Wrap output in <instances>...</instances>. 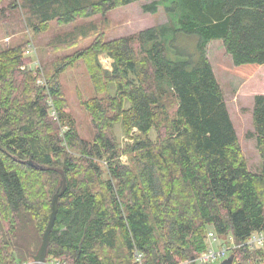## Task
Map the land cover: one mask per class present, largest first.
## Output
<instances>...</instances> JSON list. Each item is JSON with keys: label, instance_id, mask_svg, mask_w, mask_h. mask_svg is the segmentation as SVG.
Instances as JSON below:
<instances>
[{"label": "trees", "instance_id": "obj_1", "mask_svg": "<svg viewBox=\"0 0 264 264\" xmlns=\"http://www.w3.org/2000/svg\"><path fill=\"white\" fill-rule=\"evenodd\" d=\"M140 1H150L146 13L162 7L167 23L114 39L98 30L87 39L96 27L75 25ZM3 2L0 22L17 15L19 32L74 26L47 44L72 51L48 62L26 55L21 39L0 49V264L37 253L60 173L45 264H187L208 231L236 244L264 231V95L251 109L261 160L252 171L206 55L220 41L234 67L263 65L264 0ZM78 62L95 93L81 101L91 140L79 135L60 83ZM116 124L132 140L122 149ZM252 249L233 251V262L263 263L264 251Z\"/></svg>", "mask_w": 264, "mask_h": 264}, {"label": "rangeland", "instance_id": "obj_2", "mask_svg": "<svg viewBox=\"0 0 264 264\" xmlns=\"http://www.w3.org/2000/svg\"><path fill=\"white\" fill-rule=\"evenodd\" d=\"M8 1L9 0H4L3 5L8 4ZM149 3L150 1H140L113 10L107 14L106 21H103L99 16H95L79 22L78 24L76 23L75 25L79 28L85 27V29L91 28L92 26L96 27V30L89 33L87 39L93 38L97 30L98 32L104 33L107 39H114L133 35L139 31L157 25L166 24L168 19L162 7L158 8V11L154 14L143 11L142 7ZM17 14L20 16L19 13ZM13 16L17 18V15L11 13L7 18L0 22V49L6 48L13 42L21 39L30 44V46L28 44L24 47L26 55L33 56L34 54L33 58L37 56V59H43L47 62L61 54H66L72 51V49H60L54 51L52 48H48L47 44L55 35H63L74 25L59 28L54 24H51L50 30L44 34L34 36L25 29L19 32L15 26L17 20H15ZM3 22H8L9 25L6 26ZM85 40L84 38H77L78 44L81 45ZM206 55L212 66L214 75L223 91L227 110L238 136L240 147L247 161V165L252 171L257 170L261 165V160L256 150L255 137H253L254 129L251 109L254 96L260 94L264 95V74L259 75L260 73L255 71L259 66L251 70L247 67H234L231 57L226 54L220 41L210 42L206 47ZM98 60L103 69H111V59L105 53L99 54ZM28 65L35 66V60L32 59ZM23 69L24 68L21 67V70ZM252 74H257L260 77L256 80L258 76ZM249 78L251 80H248ZM60 83L67 101V112H69L75 120L79 135L86 140H91L93 131L90 125V119L82 110L81 101L91 98L95 93L83 65L78 62L73 68L63 73L60 76ZM113 90L114 88L112 86L111 94L113 93ZM48 103L51 107L50 101ZM49 114L51 115V112ZM113 133L120 149L126 144L132 143V140L123 134L120 124L115 125ZM154 136L155 135L152 134L151 138L154 139ZM127 158V155H121V161L125 164H127ZM102 165L105 167L104 163H102ZM254 250L264 251V247H256L252 249V251ZM229 255H232V253ZM250 261L253 262L255 260ZM27 262L33 264L32 260Z\"/></svg>", "mask_w": 264, "mask_h": 264}, {"label": "built area", "instance_id": "obj_3", "mask_svg": "<svg viewBox=\"0 0 264 264\" xmlns=\"http://www.w3.org/2000/svg\"><path fill=\"white\" fill-rule=\"evenodd\" d=\"M37 62L35 61V66ZM41 83V81H39ZM51 115L56 118L54 110H51ZM206 248L195 259V264H217L228 257L234 250L244 247L263 248L264 247V231L252 233L242 243L236 244L233 237L228 235L225 239H221L214 232L208 231L205 236ZM141 255L134 253V260L140 262ZM264 263V262H263ZM17 264H32L31 262H22ZM49 264H59L51 262ZM260 264V263H258Z\"/></svg>", "mask_w": 264, "mask_h": 264}, {"label": "water", "instance_id": "obj_4", "mask_svg": "<svg viewBox=\"0 0 264 264\" xmlns=\"http://www.w3.org/2000/svg\"><path fill=\"white\" fill-rule=\"evenodd\" d=\"M60 174H61L60 185L51 198V212L49 215L47 226L41 238V244L38 248L37 253L32 258L33 264H45L46 252H47V248L49 244V236H50V232H51L53 222L56 216V212L58 209V199L65 190V178L62 173ZM188 264H195L193 257L190 259V262ZM220 264H242V263H234L233 255H229ZM260 264H264V263H260Z\"/></svg>", "mask_w": 264, "mask_h": 264}, {"label": "crops", "instance_id": "obj_5", "mask_svg": "<svg viewBox=\"0 0 264 264\" xmlns=\"http://www.w3.org/2000/svg\"><path fill=\"white\" fill-rule=\"evenodd\" d=\"M255 71H256V72H259V73H260L259 75L264 74V64L261 65V66H259ZM252 75L258 76L257 74H252ZM250 76H251V75H250ZM253 77H254V76H253ZM259 77H260V76H258V77L256 78V80H257ZM248 80H251V79L249 78ZM260 95H263V94H260Z\"/></svg>", "mask_w": 264, "mask_h": 264}]
</instances>
